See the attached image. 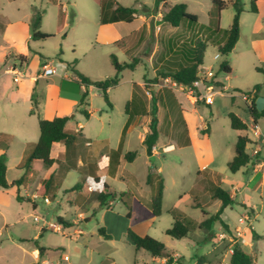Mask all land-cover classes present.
<instances>
[{
  "label": "rangeland",
  "instance_id": "obj_1",
  "mask_svg": "<svg viewBox=\"0 0 264 264\" xmlns=\"http://www.w3.org/2000/svg\"><path fill=\"white\" fill-rule=\"evenodd\" d=\"M117 1L123 6L134 7L138 10L137 19L133 23H123V28L125 31H132L140 27L137 32V36H140V51L133 52L131 48H122L116 43H104L101 39L98 40V28L101 24L99 22L97 0H12L7 2L4 11L14 25L7 29L5 34L0 32V73L14 61L12 55L14 49L13 46H10V43L16 38L15 27L19 28L18 38L21 42L24 38L23 22L30 18L35 9H40L42 12L40 30L53 35V37L47 40H34L30 37L31 44L34 46L29 55V68L31 70L39 68L38 57L34 55V52L41 54L46 60H52L54 68L58 71H67L68 63L76 60L74 66L81 72H88L96 80H104L115 75L112 55H115L120 63H133L131 68L124 70V76L125 78L140 80L144 85H147L149 109L155 108L157 114V128L159 131L157 146L161 147L159 148L160 154L150 158V164L152 166H161V173L165 180L161 215L154 218L149 228L146 225H141L148 218V214H151L150 200L152 195V190L144 183L147 174L145 163L147 154L142 143L138 142L134 145L135 151L138 153L136 161L133 164L125 163L122 169V172H131L133 174V181L119 179L113 182L108 179V182L118 190H124L126 186H130L131 188H136L140 194L146 193L149 205L143 204L140 206L137 199L133 201L135 205L133 231L145 232L147 230L146 232L150 236L164 243L168 250L178 252L179 254L175 256L174 252H171L173 264L195 263L196 255L202 257L205 255L207 257L208 261L202 264H218L219 260L213 254V247L216 244H221L223 248L225 247L220 264H229L228 248L232 241H229L230 237L227 234L228 225L225 222L227 228L220 222H216L210 231L197 227L187 237L182 239L172 238L166 233L173 224L174 215L187 216L199 223L215 215L221 202L212 200L211 193L207 188L204 189L206 185L197 181L198 169L192 158L181 163L174 159L173 154L163 152L162 146L169 140V130H176L179 134L184 132L186 124L183 119L182 109L191 107L193 99L189 97L188 91L173 86V81L160 79L156 74L169 72L173 66L172 63L181 60V52L179 50L188 49L198 40L208 43L204 55V65L213 69L216 79L222 81L221 84L226 86V88H224L223 93H218L214 96L212 105L201 102L196 104L197 115H201L210 125L211 144L215 156V163L211 168L215 166L217 170L224 173L219 185L228 192L233 191L237 182L234 180L235 174L231 173L226 166V151L234 152V144L238 136L241 135V131L231 128L228 114L233 111L242 120L250 122V114L246 103L242 101V97L244 94L253 91L256 85H260V89L264 87V75L257 70L258 68H263L264 64L259 61L258 57L256 58L255 51L258 50V47H252V41H254L255 45L256 39H264V0L257 1L258 13L251 12L250 0H241L244 4V11L240 19V39L235 50L228 55H222L218 60L214 59V55L218 52L217 45L222 40L220 36H216L214 26L210 24V12L213 10L211 0H168L157 8H155L156 0ZM178 3H186L188 12L197 15V22L185 21L179 27H174L169 23L165 25L162 24L163 22L160 24L156 23V19L157 21L161 20L158 17L163 16L172 5ZM61 5L65 7L67 26H63L59 22ZM234 15L235 10L231 5L221 12L219 21L223 30L231 27ZM61 43L64 45L63 52L65 54H61L59 49ZM3 46L4 49L2 50L1 47ZM164 54L167 59L159 61L158 59ZM134 59L136 60L134 61ZM224 60H227L234 69L229 80H226L228 74L219 68ZM156 67L158 71L155 73L154 68ZM120 76L119 74V79ZM9 77L4 78L2 83L4 98L7 95V91L16 90V84L12 77ZM45 81L46 79L41 80V84ZM38 89L40 87L36 88L34 99H36ZM125 90L126 86L123 84L112 92L111 96L115 103L114 109H111L106 104L100 91L97 89L92 90L87 99L89 102L87 108L93 112L90 116L91 118H86L81 112H78L77 119L86 123L87 130H95L99 123V116L102 114L109 123L106 124V128L111 133H114L113 131L118 127L120 119L124 116L123 103L119 100ZM232 96H237L235 103H233ZM33 102L22 101V106L18 109V113H31ZM100 108L106 112L102 113ZM2 113L7 114L5 112ZM39 115V111L34 110L28 116L29 122L26 125L31 130H35L36 134L39 132ZM0 129L18 132L14 138L8 135L0 138V144L4 145L3 148L8 157L7 180L12 183L26 172L24 168L19 166L24 154L21 142L32 137L23 134V132L19 133L17 127L9 128L7 121L3 117L2 119L0 118ZM253 146V144L248 145L249 152L252 151ZM46 171L47 166L39 161L35 166L36 177L32 185L25 188L28 184L27 179H25L22 184L24 187H22L21 191L19 187L14 192L16 186L0 189V264H29L32 260L31 253L37 250L35 242H43L46 246H64L65 253L70 260L61 262L58 259L57 263L54 259L53 264H85L88 258L80 255L75 247L83 251L88 242H91L89 248L93 250V256L96 258L106 253H115L117 254L116 256L119 255L117 258L120 261L123 260V264H160L159 261L153 260L154 257L148 251L141 250L137 252L134 244L127 238L125 231L127 219L125 217L116 222L117 218L125 215L127 211V208L121 203L119 198L112 200L113 206V203L107 202V208L111 209L103 214L108 222V231L112 235L110 240H106L99 235L98 230L104 226V220L98 213L99 207L97 205L95 206L98 211L96 214H94L93 207H88L84 211L85 216L91 217V220L87 222L78 221V224H80L78 228L85 232L83 237L69 235L77 226L69 230L65 229L64 234L56 232L53 228L41 229L44 221L58 224L59 216L69 218L77 216V213L72 209L70 201L64 197L63 189H58V191L47 195L51 201L49 204L44 201L43 195L36 190L40 179L45 176ZM236 177L245 179L246 176L239 172ZM86 179L85 175L74 170L67 176L63 187L73 186L77 180L84 183ZM92 182L96 186L94 180ZM87 191L92 192L93 190L88 188ZM34 192L37 193L34 194ZM17 195L23 199L17 200ZM92 195L89 202L93 197H97L96 193ZM238 199L239 201L245 200V204L248 207H253L258 215L252 226L256 232L263 235L259 249L264 258V186L262 192L252 188L244 189ZM56 200L59 201L60 205ZM125 200L130 201L128 197H125ZM197 203L202 208L197 207ZM33 205L37 206L34 208ZM202 209L207 213V216L203 214ZM245 211L244 205L234 203L226 209V214L232 221L237 222ZM36 216L41 218L39 222L35 220ZM247 221L250 224V221ZM60 229L63 230V228ZM41 231L44 233L41 238H38ZM223 234L225 236H222ZM212 239L214 240L213 242L211 241ZM200 259L201 257L197 261L199 264L201 263ZM102 264L109 263L105 261Z\"/></svg>",
  "mask_w": 264,
  "mask_h": 264
},
{
  "label": "crops",
  "instance_id": "obj_2",
  "mask_svg": "<svg viewBox=\"0 0 264 264\" xmlns=\"http://www.w3.org/2000/svg\"><path fill=\"white\" fill-rule=\"evenodd\" d=\"M12 0H0V32H3L5 34V31L9 29L12 25V21L9 19L8 16H6L5 13V5L7 2H11ZM99 5V4H98ZM59 22L63 26H67V14L65 12V7L61 5V9L59 12ZM258 13V12H257ZM138 14V13H137ZM135 14V20L136 15ZM33 14L30 16V18L23 22L24 24V38L20 42L19 41V28L15 27V35L16 38L10 43V46H13V52L12 55L14 57V61L10 66L6 67V69L0 73V118L5 119L8 123L9 128L17 127V129L20 132H23V134L31 136V139H26L21 144L23 145V157L21 162L23 161L25 157V151L29 146L33 143H36L40 136V131L38 134L35 133V130H31L26 125L29 122V115L31 113H18V109L22 106V101H34L33 102V109L39 111V118L51 120L55 117L59 116H68L70 119L65 125V129L70 132H78L80 133V139L76 143V148L73 153L67 155L66 154V146L63 142H55L51 149V157L55 160L54 164L50 167H47V171L45 173V176H43L42 179H40V183L37 186V191L42 194V183L45 179L49 178L52 174L56 176V183L55 185H58L59 188L55 189L54 191H58V189H63L64 197L70 201V204L72 206V209L77 213V216H73L71 218L65 217V216H59L63 217V219L68 220L69 224L71 226L64 227L63 224L58 222L59 230H55L56 232H62L64 234L65 229H72L75 226L76 229L69 233L70 236H84L85 232H83L82 229L78 228L80 224H78V221L83 220V222H87L91 220V217H86L84 211L88 207H93L94 214L98 213L102 217V220H104L102 227L105 228L106 233H111L108 231V222L104 218L103 214L104 212H107L111 208H107V205L103 208H99L97 211V207H99V201L97 197H93L91 201L89 202V199L91 196H93V193H96L98 195L99 192L103 190L104 184L109 186V190L111 192H117L121 193L124 191H127L129 193V199L128 203L130 204V208H128L124 202L123 205L127 208V211L125 212V215H122L120 218H117L116 222L121 219L122 217H125L127 219V223L125 225L126 233L128 229L133 230V222L135 219H133V214L135 211V205L133 204L134 199H137L139 205H149V201L147 198L146 193H139L136 188H131L130 186H126V189L124 190H118L110 182H108V179H111L113 182H116L119 179L122 180H132L134 179V176L131 172L125 173L122 172L123 166L125 163L127 164H133L137 157L132 162H127L124 159V155L127 152L135 151V144L138 142L142 143L143 146L144 140L146 138V135L149 130V124L152 120L151 111L149 109L148 99H147V93L148 88L147 85L140 81L135 80L134 78H125L124 76V69L120 73V79L119 83L115 86L110 87L107 92L109 96V100L111 103V109L115 108V103L112 98V92L119 88L121 85L126 86L125 93L122 95L120 102L123 103L124 107V116L120 119V123L118 127L116 128L114 133H111L109 129L106 128V124H109L106 119H104V116L101 114L99 116V123L97 124V127L95 130H87L86 129V123H84L82 120L77 119L78 112H81L78 109L79 102L81 101L83 94L87 92L91 93L92 90L97 89L100 91L95 85L91 84L89 86H85L81 84L79 81L76 80V77L74 75V70H78L76 66H74L75 62L68 63V70L67 71H58L55 69L54 73L48 77H42L41 76V69L42 65L48 61H50L53 65L52 60H46L44 57H42L41 54H37V52H34V55L38 57V63L39 68L31 70L29 68V55L32 51V46L30 37L32 38V35L30 34V21ZM161 20H163V16L158 17ZM241 19V18H240ZM134 20V21H135ZM133 21V22H134ZM159 21V20H158ZM99 22H100V6H99ZM132 22V23H133ZM123 23H126L124 21H117L112 23H106L102 24L100 23V27L98 28V40L101 39L104 43H116L122 48H131L133 52L140 51L141 50V43H140V36H137V32L140 27L137 29H134L132 31H125L123 28ZM157 23V19H156ZM241 23V21H240ZM162 24H166V22L163 20ZM22 29V28H21ZM42 32L47 33L42 30ZM241 34V29H240ZM131 39L129 40V38ZM240 39V38H239ZM239 41V40H238ZM256 44L254 45V41H252V47L256 46L258 47V50H256V58L258 57L259 61H261L264 64V39L258 38L255 40ZM238 42L236 43L233 50H235ZM64 45L61 43L59 46V49L61 51V54H65L63 52ZM1 49H4V46L1 47ZM232 50V51H233ZM10 61V60H8ZM11 63V62H10ZM127 63V62H126ZM16 64L22 65V77L19 80V82H14L16 84V90L7 91V95L4 98L2 91L4 92L2 88V83L4 82V78L6 77H12L13 76L8 74L6 70L9 67H12ZM231 67V72L226 76V80L230 79V75L233 73V67L229 63ZM156 66V64H154ZM54 67V66H53ZM128 69V68H127ZM259 69H264L259 68ZM155 73L158 71V68H154ZM79 71V70H78ZM81 72V71H80ZM85 76H87L91 81H102V80H96L88 72H81ZM158 78L160 79H169L173 81L169 76H163L161 72L156 74ZM9 77V78H10ZM46 79L44 83L41 84V80ZM10 80V79H9ZM219 83H222V81L218 80ZM174 83V81L172 82ZM223 85V84H222ZM224 86V85H223ZM37 87H40V89L36 92V99H34L35 90ZM226 88V86H224ZM263 89H260L257 91L256 96L254 97L255 106L258 111H264V93ZM101 92V91H100ZM137 92L140 97L145 102V106L147 109V114L141 115H135L131 121L130 124L126 130V134L123 140V146L121 148V154L119 156L118 165L116 166V170L113 171L115 157L112 155V152L114 150H117L120 146L121 138L123 130L128 122L129 115L125 111L126 104L132 100L134 93ZM102 94V93H101ZM189 97L193 99L192 106L187 107L185 109H182L183 119L186 124V128L184 132L177 133L176 130H169V140L166 144L162 146L163 152L170 153L174 155V159L177 160V162H185L188 161V159L192 158L193 161L196 163L198 172H197V181L205 184L204 189H208V191L211 193V188L214 185H219L221 182L222 176L224 173L222 171L217 170V168L214 166L211 168V166L215 163V156L212 150V144H211V130L209 125V131L205 134L201 133V129H203L206 126V123H209L205 121V119L201 115H197L198 109L197 105L199 102L195 101V99L188 93ZM237 96H232L233 103H235ZM253 97V95H251ZM250 97V98H251ZM88 99V97H87ZM242 101L247 103L243 97ZM88 102V101H87ZM202 103V102H201ZM85 107L89 112L90 116L93 114L87 107ZM247 107V104H246ZM101 109V108H100ZM102 113L106 112L104 109L100 110ZM2 112H5L7 114H3ZM233 112V111H231ZM230 113V112H229ZM235 113V112H234ZM236 114V113H235ZM237 115V114H236ZM89 116V118H91ZM38 118V121H39ZM90 120V119H89ZM246 124L248 129L246 131H241V135L247 136L251 143L253 144L254 148L251 152L248 151L247 146V152L252 156L253 150L255 148L261 147V137L264 134V115L259 117L256 122H254L253 118L250 115V122H247L243 120ZM75 122V124H73ZM234 130V129H233ZM240 131V130H236ZM18 132H14L12 130H3L0 129V138L3 135H9L14 138L15 135H17ZM112 134V135H111ZM239 135V136H241ZM159 138V137H158ZM159 139L157 140L156 146L153 149V154L151 157L158 156L160 154L159 148L161 146H157ZM237 141V140H236ZM236 143V142H235ZM10 146V144H9ZM4 145L0 144V154L5 151L3 148ZM146 151V146H145ZM6 152V151H5ZM137 152V151H136ZM147 154V151H146ZM227 158H226V166L227 163L234 157L235 155V144H234V152H230L229 150L226 151ZM147 159L145 161L146 163V178L149 172L153 169L156 171L161 172V166H152L150 164V156L148 154L146 155ZM40 160H36L32 163V169L29 174H27V186L32 185L34 183V179L36 177L35 174V166L39 163ZM20 162V163H21ZM42 162V161H40ZM19 163V166H20ZM76 164V169L67 170L68 166ZM211 168V169H210ZM228 168V167H227ZM79 171L81 174L85 175L87 177L86 182L83 183V187L79 192H66L68 189L72 188L77 182H81L80 180H77L76 183L73 186L69 187H63L65 180L67 179V176L72 171ZM241 172V174H245V179H240L236 177V174ZM234 180L237 182V185L234 186L233 191H229L231 197L234 199V203H241V205H244L246 211L243 215L240 216L239 220L237 222L232 221L228 215L226 214V209L229 207H226L223 209V212L221 214V219L228 225V231L227 234L229 235V241H232V243L229 245L228 248V259L230 263V258L232 255V249L234 244H238L242 250H244L246 253L250 254L254 262L253 264H264V258L262 256V252L260 251L259 247L262 242L263 235L256 232L255 228L252 226L253 221L258 216L256 211L253 209V207H248L245 204V200L238 199V196L241 194V191L244 189H257L259 192L263 191L264 186V147H261L259 150V154L256 156H252V161L245 167L241 168L238 172L234 173ZM95 179H99V182L97 183ZM92 180H94L95 185H100V187H96L93 185ZM101 181L103 183L101 184ZM145 185L151 189V187L146 184ZM128 185V184H127ZM89 186H92V192H88ZM23 185L20 186L19 190L21 191ZM87 187V188H85ZM141 189V187H140ZM18 190L17 187L14 188V192ZM146 190V189H145ZM53 191V193H54ZM145 192V191H144ZM147 192V190H146ZM37 192H34V194ZM43 195V194H42ZM48 194H45L43 196H47ZM96 195V196H97ZM29 196V194H28ZM55 198L56 195L54 194ZM152 197V195H151ZM212 199V196H211ZM238 199V200H237ZM214 200V199H212ZM57 201V200H56ZM108 202L113 203L112 200H109ZM57 203L60 205L59 201ZM151 203V200H150ZM114 203L112 204V206ZM34 208L37 205H33ZM221 208V205L219 206V209ZM151 209V205H150ZM232 209V208H231ZM149 212V211H148ZM130 213V217L127 216V214ZM150 213V212H149ZM207 216V215H206ZM156 216L153 214L151 209V214H148V218L146 221H143L141 225H146L148 228L151 226V224L154 221V218ZM248 220L250 221V224H248ZM138 220V219H137ZM53 223V222H52ZM200 223V222H199ZM109 225L113 227L110 223ZM60 228H63L61 230ZM146 228V229H148ZM42 229V227H41ZM40 229V230H41ZM139 232L138 230H135L136 233L139 235H149L148 232ZM253 231L256 232L258 235L257 237H254ZM48 232V231H45ZM44 232L41 231V234L38 238L42 237V234ZM213 233V232H212ZM100 235V234H99ZM101 236V235H100ZM112 236V235H111ZM112 239V238H111ZM107 240V239H106ZM110 240V239H109ZM214 241L213 239L211 240ZM91 242H88L85 246V250L81 251L78 247H75V249L78 251L80 255L85 256L88 258V261L85 264H102L103 262L107 261L109 264H123V260L120 261L117 254H103L99 255L97 258L93 256V250L89 248ZM35 245L37 247V250L33 251L31 253L32 260L29 264H51L54 263V259L58 263V259L60 261H69V256L65 253V248L63 245H56V246H46L41 243L35 242ZM38 247H43L44 250L40 251ZM225 248V247H224ZM223 245L216 244L213 247V254L214 257L219 260L222 257V252L224 251ZM143 249H137V252H140ZM168 252H174V256L179 254L178 252L174 250H168ZM63 251V253H62ZM90 254V256H88ZM181 256V255H180ZM51 257V258H50ZM196 262L195 263H187V264H199L197 261L201 257L200 261L202 263H206L208 261L207 257L205 255L202 256H195ZM172 258V257H171ZM121 259V258H120ZM153 260L159 261L160 264H168L166 258H158L154 257ZM182 262V261H181ZM61 264V263H59ZM150 264V263H145ZM170 264H173L172 262ZM174 264H185V263H174Z\"/></svg>",
  "mask_w": 264,
  "mask_h": 264
},
{
  "label": "trees",
  "instance_id": "obj_3",
  "mask_svg": "<svg viewBox=\"0 0 264 264\" xmlns=\"http://www.w3.org/2000/svg\"><path fill=\"white\" fill-rule=\"evenodd\" d=\"M100 6V23H112L117 21H124L126 23H132L135 20V14L138 13V10L134 7H128L121 5L117 0H97ZM168 0H156L155 8L160 4H165ZM213 4V10L210 12V24L214 26L216 36H220L222 40L218 45V51L222 55H228L234 49L236 43L240 38V18L244 11L243 3L241 0H211ZM258 0H250V10L253 13L258 12L257 7ZM231 5L235 10V15L233 18L232 25L229 29L223 30L220 27V14L221 12ZM188 6L186 3H178L172 5L168 11L163 15V20L166 23L171 24L174 27H179L183 22H197L198 18L196 14L190 13L187 10ZM42 23V12L40 9H35L32 20L30 23L31 35L34 40H47L53 35H49L40 30ZM208 47V43H205L202 40H198L195 44L191 45L188 49L183 48L179 50L181 52V60L172 63L173 66L170 68V71L167 73H161L163 76H169L174 82L179 85H183L186 88H191L192 83L197 79L199 70L204 64V55ZM166 60L167 57L162 55L158 60ZM136 59H134L135 61ZM112 65L115 69V75L113 77H108L102 81H91L87 76L81 73L78 70H74V75L76 80L85 86L91 84L95 85L102 93V96L106 104L111 107L107 90L119 83V74L126 68H131L133 63H120L117 60L115 55H112ZM221 69L226 73L230 74L231 67L227 60L222 61L220 65ZM260 73L264 75V69H257ZM260 85H256L253 91L247 93L246 95L251 97L247 104V109L254 122L257 121L259 117L264 115V111H258L254 97L256 96L257 91L259 90ZM88 94L85 92L81 101L79 102L78 109L81 113L89 118L90 112L85 108L88 105L87 102ZM126 113L129 115L128 122L123 130L120 146L117 150L112 152V155L115 157L113 171L116 170L118 165L119 156L121 154V148L123 146V140L126 134V130L130 124L131 119L138 114L144 115L147 114V109L145 102L138 95L137 92L134 93V96L131 101L126 104L125 107ZM32 113L34 110L32 109ZM152 120L149 124V132L146 135L144 144L146 146V151L148 156H152L153 149L156 146L159 131L157 128V114L155 108L151 111ZM230 119L231 128L234 130L246 131L248 129L247 124L234 112L228 114ZM70 118L68 116H59L51 120L39 118V131L40 136L36 143H33L25 151V157L20 163V167L26 170L25 174L14 180L12 183H9L7 180V171H8V157L7 153L3 151L0 154V189H8L10 187L16 186L19 188L24 180L26 179L27 174L31 172L32 163L36 160L42 161V163L50 167L54 164L55 160L51 157V149L55 142H63L66 146V154L69 155L74 152L76 148V143L80 139V133L70 132L65 129V125ZM209 131V123H206V126L201 129V133L205 134ZM6 136V135H3ZM9 136V135H8ZM11 137V136H9ZM251 143V140L244 135L238 136L235 143V155L227 163V167L231 173L238 172L241 168L247 166L252 161V156L247 152V146ZM138 153L136 151L127 152L124 155V159L127 162H132ZM76 164L68 166L67 170L76 169ZM96 182H99V179H95ZM56 183V176L51 175L49 178L45 179L42 183L41 189L42 194H49L55 189L59 188ZM146 184L151 187L152 197H151V209L155 216H160L162 213L163 197H164V187L165 180L163 174L156 170H151L146 178ZM83 187L82 182H77L72 188L68 189L66 192H79ZM211 196L214 200H219L221 202V208L217 213L211 217H208L197 223L190 217L182 215L173 216V224L171 228L167 230V234L175 239H182L188 236V234L195 228L205 229L210 231L213 224L220 222L224 226L227 225L221 219V214L223 209L234 204V199L231 197L230 193L223 189L220 185H214L211 188ZM129 193L127 191L117 193L111 192L109 186L104 184L103 190L98 193L97 199L99 201V208H103L107 205L109 200L119 198L124 204L130 208V204L125 197L129 198ZM17 200H22L23 198L19 195L16 196ZM196 202V200H195ZM197 207L202 208V206L197 203ZM203 214L206 216L207 213L202 209ZM130 217V213L127 214ZM59 222L63 224L64 227L71 226L68 221L63 219V217L58 218ZM99 234L104 239H111L112 236L106 233L104 227H100L98 230ZM127 238L134 244L136 249H143L148 251L153 257L166 258L167 263L172 262L171 252L166 250V246L161 241L150 235H139L132 229L127 230ZM254 237H257L255 231H253ZM40 251H43V247H38ZM233 252L230 258L229 264H253V257L246 253L238 244L233 245Z\"/></svg>",
  "mask_w": 264,
  "mask_h": 264
},
{
  "label": "built area",
  "instance_id": "obj_4",
  "mask_svg": "<svg viewBox=\"0 0 264 264\" xmlns=\"http://www.w3.org/2000/svg\"><path fill=\"white\" fill-rule=\"evenodd\" d=\"M221 56H222L221 52L218 51L214 55V59L218 60V59H220ZM219 68L221 69L220 66H219ZM54 71H55V69H54L52 63L50 61H48L42 65L41 76L42 77H48V76L52 75L54 73ZM6 72L13 76L14 82H19V80L22 77V65L16 64L12 67H9L6 70ZM173 86H177L181 90L188 91V93L195 99V101L202 102V103H205L207 105H212L214 103V96L218 93H223L225 90L224 86L221 83H219V81L216 79V74L213 71V69L211 67L205 66L204 64L201 66L199 73H198V77L192 83L191 88H186L185 86L179 85L176 82L173 83ZM243 98L246 101H249V99H250V97L247 96L246 94L243 95ZM261 147H264V134L261 137ZM261 147L255 148L253 150L252 156L258 155ZM89 189L92 190V186H89ZM34 197H36V195H34ZM43 199L47 204L51 203L48 196H43ZM248 219L249 218L247 217V220ZM35 220L37 222H39L41 220V218L39 216H36ZM41 227H42V229L43 228H53L54 230H59L58 224L52 223V222L44 221ZM222 236H225V234H223ZM232 252H233V250H232ZM51 264H53V263H51Z\"/></svg>",
  "mask_w": 264,
  "mask_h": 264
},
{
  "label": "water",
  "instance_id": "obj_5",
  "mask_svg": "<svg viewBox=\"0 0 264 264\" xmlns=\"http://www.w3.org/2000/svg\"><path fill=\"white\" fill-rule=\"evenodd\" d=\"M161 22H163V20L157 21V24H160Z\"/></svg>",
  "mask_w": 264,
  "mask_h": 264
},
{
  "label": "clouds",
  "instance_id": "obj_6",
  "mask_svg": "<svg viewBox=\"0 0 264 264\" xmlns=\"http://www.w3.org/2000/svg\"><path fill=\"white\" fill-rule=\"evenodd\" d=\"M103 183V181H101V184ZM96 187H100V185H97Z\"/></svg>",
  "mask_w": 264,
  "mask_h": 264
}]
</instances>
